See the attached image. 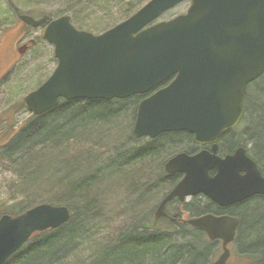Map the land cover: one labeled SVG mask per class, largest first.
Listing matches in <instances>:
<instances>
[{
  "label": "water",
  "instance_id": "water-1",
  "mask_svg": "<svg viewBox=\"0 0 264 264\" xmlns=\"http://www.w3.org/2000/svg\"><path fill=\"white\" fill-rule=\"evenodd\" d=\"M183 1L190 2L185 13L156 21ZM19 18L35 27L48 15ZM41 36L53 45L57 65L23 97L24 108L39 115L56 107L59 98L126 99L154 90L138 104L135 137L187 131L196 143L215 142L241 120L246 88L264 73V0H149L102 33L78 29L62 15L49 21ZM167 165L186 176L166 200L200 192L224 206L264 195V177L242 148L224 159L206 152L179 154ZM213 167L218 173L210 179ZM160 211L162 206L157 215ZM69 218L65 205L49 203L2 215L0 264L34 232L56 229ZM188 223L209 239L222 240L224 251L212 264H226L238 219L207 214Z\"/></svg>",
  "mask_w": 264,
  "mask_h": 264
},
{
  "label": "trees",
  "instance_id": "trees-1",
  "mask_svg": "<svg viewBox=\"0 0 264 264\" xmlns=\"http://www.w3.org/2000/svg\"><path fill=\"white\" fill-rule=\"evenodd\" d=\"M73 5H79V0H76ZM133 5L128 4L126 7L125 18L131 14ZM72 7L69 6L65 12L67 13ZM135 101L136 97L134 96L118 104L115 102H73L58 105L48 113L37 116L31 115L26 125L16 129V133L10 138L9 143L0 147L1 154L5 156L6 161L12 165V169L16 170L21 179L20 191L24 190L29 196H55L59 199L54 200L55 203L52 204L65 205L71 212V218L66 224L55 231L42 234L40 240H37V243H42V247L39 246L27 254L17 256L10 264H79V259L84 253L81 249L82 244H86L85 241L88 238L93 237L95 239V237L88 232H83L84 236L79 239L81 234L78 233L82 229L90 230L88 228L90 225L93 226L92 229L98 227V221L102 216L100 208L101 202H103L102 197L106 193V191L101 190L103 187L98 186V182L106 181L107 175L113 176L111 178L114 187L111 188L110 192L119 189L120 187L115 185H118L117 183L123 179H126L124 190L128 194L133 191L138 193L147 191L148 174H146V170L148 168L146 165H141L138 170L134 162L132 167H127L128 170L126 171H123L122 168L127 163H109L108 166L98 168L90 175L84 174L82 168L81 170L76 169L73 175L65 176L55 183H51L50 179L52 173H63L58 168L51 169L49 156L52 157V154H58L60 157L71 156L67 154V147L73 144H82L80 147H83L92 142L96 143L91 138L96 133L89 132L91 127L100 125L103 128L102 125L105 123L101 132L106 133L109 140L113 142L110 145H101L109 148L117 146V143L123 139L111 138V135L118 129L117 125L111 121H123L125 118L131 117L132 105ZM115 107L117 108L115 109ZM18 108L19 110L23 109L22 104ZM242 124L244 128L241 130L245 132L249 142H251V156L264 173V73L248 85L243 100ZM125 138L128 139V135ZM240 138L244 140L243 133H241ZM84 148H81L80 155L84 154L85 160L96 163L98 158L89 157V152L86 153ZM142 156L145 158V155ZM88 168L90 169L91 166ZM131 180H134L133 184ZM27 202L26 198H20L13 201L9 207L1 208L0 212L15 214L25 210L28 205ZM249 207L245 208V210L249 208L245 213L244 208L241 210L242 248L250 243L253 248L251 251L259 254L264 261V196L252 199ZM138 212H132L133 216L135 214L137 216V219L133 221L137 224H139ZM171 226L173 225L167 224L164 229L166 233L161 234V236L158 235L156 238L147 237L146 233L143 232L137 233L135 227H132L131 230L124 229L120 235L124 240L122 245L119 244L120 239L113 243L101 241L104 257L99 259L96 264H202L206 261L208 247L201 244L203 243L202 234L185 232L182 235V244L171 245L169 234L171 235L175 231H183V228L178 229ZM135 237L140 240V243L147 241L146 244H148L147 247H143L145 244L143 246L136 244L143 249L138 255L134 252H125L126 240L132 241ZM154 241L159 242L160 245L152 249L150 245ZM69 252L75 261L65 259Z\"/></svg>",
  "mask_w": 264,
  "mask_h": 264
},
{
  "label": "rangeland",
  "instance_id": "rangeland-1",
  "mask_svg": "<svg viewBox=\"0 0 264 264\" xmlns=\"http://www.w3.org/2000/svg\"><path fill=\"white\" fill-rule=\"evenodd\" d=\"M75 1L76 0H0V18L3 19L1 15L4 14L5 18L11 23V29L8 30L6 34V45L4 46L2 44L0 47V53L2 54L1 56L7 57L2 60V64L4 66H10L12 61L16 59L13 49H11V43L17 35V31H19V33L22 31H28L18 29V22L16 21V16L14 13L16 10L22 13L28 12L34 16L48 14L52 18L60 16L61 14H66L70 17L71 22L77 28L97 34L102 33L103 31L125 19L124 11L126 10L128 4H134V8L131 11L132 14L144 4H146L149 0H79V5H73ZM69 6L73 7L66 13L65 11ZM187 6V2L178 4L164 12V14L160 16L158 20H167L177 14L183 13L186 11ZM34 31L35 28H30L29 30V34L32 37L36 35V32ZM38 33H40V31ZM55 66L56 62L53 57V46L46 42L35 45L12 65L13 68L11 67V72L6 76L7 79L5 80V83L0 87V147H3V145L5 146L6 143H9L10 138L15 135L16 129H19L21 126H24L28 123L30 117L29 112L25 109L19 110L18 106L22 104V99L28 92L35 89L48 77V75H50V73H52ZM116 108L117 107H115V109ZM130 121L131 117H128L127 119L125 118L123 121H111L117 125L118 128L117 131L111 135V138L118 137V139L123 140L117 143V146H111L110 148L101 145H110L113 142L109 140V136L106 135V133L101 132L105 127V123L102 125L103 128H101L99 125L89 129V132L96 133V135L91 137L96 143L92 142L88 145H84L83 147H85L84 149L86 153L89 152V157L98 158L96 163H91L90 161L85 160L84 154L80 155V150L83 148L80 147L82 144H73L67 147V154L71 155L72 157H60L58 154H52V157L49 156L51 161L49 166L51 169L54 170L55 168H58L63 173L50 174L51 183H55V181L64 178L65 176L70 177L73 175V172L76 169L81 170L83 168L85 172L84 174L90 175L93 174L96 169L108 166L109 163H127L122 168L123 171H126L128 168L132 167L133 162L136 165H138V163H145L146 160L144 161L143 159L146 158H142L143 156H140L141 158L139 159L141 160L139 162V159H134L136 153L142 154L145 153L146 150L142 147L138 148L136 142L133 141V138L131 139L132 125H130ZM128 134L129 138L124 139V137H126ZM249 144L250 154L252 155L251 142H249ZM138 150L140 152H138ZM1 152L2 150L0 149V209L9 207L13 201H16L20 198L27 199V208L41 202L55 203L54 200L59 199L55 196L46 195L29 196L26 195L24 190L20 191V185L22 184L21 179L19 178L16 170L12 169V165L6 161L5 156L2 155ZM77 158L79 159L77 160ZM89 166H91L90 169L88 168ZM86 168H88V171ZM107 177L108 179L106 181L103 180L102 182H98V186L103 187L101 190L106 191L104 195L102 194L103 202H101L102 206L100 207L102 210V216L98 221V227L92 229L93 226L90 225L88 227L90 230L82 229V231H79L78 233L79 235L81 234L79 239L84 236L83 232H88L99 241H96L93 237H90L85 241L86 244H82L83 247L81 249L84 251V253L79 259V264H96L99 259H103V244L101 241L113 243L120 239L119 244L122 245L124 240L120 235L123 233V230H126L127 228L128 230H131L132 227L139 226L137 222H133L135 219H137V216L136 214L133 216L132 212L141 211L145 212L146 214L153 204V201L148 199L149 193L145 190L139 193L134 191V193L129 192V195L126 190H124L126 179L119 181V183H117L118 185H115L120 187L119 189H114V191L112 190V192H110L111 188L114 187V182L111 178L113 176L109 174ZM133 181L134 180H131L132 184ZM142 182L145 181L142 180ZM0 214H2V211ZM182 228L184 232L175 231L173 234H169L171 245L178 243L182 244V235L185 232L189 234L195 233L201 235V230L193 228L188 224L182 226ZM42 236V234H39L38 236L36 235L34 238H32L30 242L24 246L20 253H23L25 250L23 254H27V252H31L39 246L42 247V243H37V240H40ZM143 240L145 241V239ZM139 241L140 240L137 237L133 238L132 241L126 240L125 243H127V245H124L125 252H134L137 255L140 254L143 249L137 245L143 246L145 244L143 247H147L148 244H146L147 241L142 243ZM202 242L203 243L201 244L207 245L210 243L208 241L207 243L203 240ZM153 243L150 245L152 249H155L156 246L160 245L159 242L154 241ZM76 245H78V243H76ZM65 259L75 261L74 257L71 255V252L67 254Z\"/></svg>",
  "mask_w": 264,
  "mask_h": 264
},
{
  "label": "flooded vegetation",
  "instance_id": "flooded-vegetation-1",
  "mask_svg": "<svg viewBox=\"0 0 264 264\" xmlns=\"http://www.w3.org/2000/svg\"><path fill=\"white\" fill-rule=\"evenodd\" d=\"M16 21L18 22L17 26L19 30H28L22 31L19 33L17 31V35L15 39L12 41L11 49H13L14 54L16 55V59L12 61L10 66H4L2 64V60L7 58L1 56L0 53V87L5 83L7 79V75L12 70V65L19 60L25 53H27L31 48L37 45L40 42H44L41 39V33L47 23L52 20L49 18L42 24L31 27L28 24L22 22L19 19V16L22 14H27L34 19H39L41 16H34L30 13H22L19 11H15ZM3 19L0 18V47L2 44L6 45V34L7 31L11 29L10 22L5 18L4 14L1 15ZM14 26V25H13ZM10 27V28H8ZM30 28H35L36 35L32 37L29 34ZM40 31V34L38 33ZM39 35V36H38ZM40 38V39H39ZM12 67V68H11ZM172 78H170L167 82L163 83L159 88L167 85ZM158 87L156 89H159ZM154 90L142 94V95H133L130 97H136L135 103L132 105V113H131V121L130 125H132L131 129V139L136 142L138 148L142 147L146 150L145 153L139 154L136 153L134 159H139L140 156L145 155L146 160L145 163H138L136 167L141 168L145 166L148 168L146 170V174H148L147 180V192L149 193L148 199L153 201L148 212H138V222L140 225L141 232L146 233L147 237L156 238L158 235L165 234L164 229L167 224H171L172 228L182 229V226L188 224L189 219L201 217L203 215L211 214L215 216L227 215L230 217L237 218L239 224L235 230V235L233 240H231L227 245V249L229 251V255L225 261L226 264H263V261L259 254L251 251L252 245L246 244L245 248H242V240H241V214L242 209L249 207L251 205L252 199L259 198L264 195H253L249 196L241 201L234 202L228 205L221 206L218 203L212 201L210 198L205 196L204 194L198 192L196 194H191L185 196L183 199H180L178 196H174L170 200L165 199L172 193V191L178 186V184L184 179L186 176L185 171L177 169L176 165H171L168 167V162L176 157L179 154H185L187 156H194L201 152H206L212 155H215L221 159L226 158L227 156L232 155L235 153L237 149L242 148L245 155L251 157L250 148H249V138L245 135V132L240 130L242 120L232 129L229 131L224 132L215 142L206 143V144H199L195 142L194 135L187 131H177V132H164L160 133L154 137L150 136H142V137H135L132 134V130L136 121L137 115V107L140 101L148 97L152 94ZM126 99H74V100H65L60 98L58 100V105L63 104H71L73 102H115L120 103ZM57 105V106H58ZM56 106V107H57ZM54 107V108H56ZM53 108V109H54ZM50 109L42 114L48 113L52 111ZM241 133L244 134V140H241L240 135ZM129 138V134H128ZM138 152H140L138 150ZM139 154V155H138ZM141 159L138 160V162ZM259 167V166H258ZM260 169V167H259ZM262 176L264 177V173L260 169ZM218 173L215 167L208 169L207 176L212 179ZM244 172H241L240 175H244ZM165 201V202H164ZM164 202V204H163ZM162 206V211L160 213L157 212L159 208ZM250 208V207H249ZM248 208V209H249ZM246 209L244 211L247 212ZM145 214V215H143ZM145 224V227H143ZM163 226V227H162ZM192 227V226H191ZM194 228V227H193ZM57 230V229H56ZM176 230V229H175ZM244 230V229H243ZM201 236L203 241L210 242L208 245L203 244V246L208 247V253L206 254V261L202 264H211L216 261L219 256L223 253V245L221 239L216 240H209L207 235L201 230ZM207 242V243H208ZM18 255V254H17ZM16 255V256H17ZM20 255V254H19ZM16 258V257H14ZM14 258L7 259L2 264H10V262Z\"/></svg>",
  "mask_w": 264,
  "mask_h": 264
},
{
  "label": "bare ground",
  "instance_id": "bare-ground-1",
  "mask_svg": "<svg viewBox=\"0 0 264 264\" xmlns=\"http://www.w3.org/2000/svg\"><path fill=\"white\" fill-rule=\"evenodd\" d=\"M135 230L137 233H141V231L138 230V228L135 227Z\"/></svg>",
  "mask_w": 264,
  "mask_h": 264
}]
</instances>
